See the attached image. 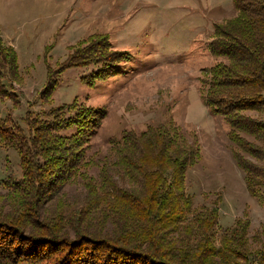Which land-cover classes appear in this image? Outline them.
<instances>
[{
  "label": "trees",
  "instance_id": "1",
  "mask_svg": "<svg viewBox=\"0 0 264 264\" xmlns=\"http://www.w3.org/2000/svg\"><path fill=\"white\" fill-rule=\"evenodd\" d=\"M232 2L236 15L216 25L208 43L210 54L223 60L208 69L203 103L227 122L245 187L261 201L264 165L240 152L264 161V149L246 138L264 144V0ZM101 45L108 43L103 39ZM106 57L96 51L70 55L65 66L106 64ZM17 58L0 40V102L9 98L16 102L13 108L19 99L10 83L22 78ZM98 72L94 79L102 77ZM48 76L41 91L47 97L59 75ZM74 104L76 117L66 106L41 115L28 107L25 128L14 120L13 109L0 116V146L18 151L21 171L20 177L9 173L0 183L5 190L0 194V264H264V226L259 247L250 249L248 220L216 230L220 198L193 208L185 173L198 150L169 123L123 132L112 141L113 160L103 164L97 180L81 173L82 146L102 112ZM67 128L73 133L63 135ZM77 174L87 195L76 201L74 213L64 215L62 203L41 216L49 195L62 202L61 189Z\"/></svg>",
  "mask_w": 264,
  "mask_h": 264
},
{
  "label": "rangeland",
  "instance_id": "2",
  "mask_svg": "<svg viewBox=\"0 0 264 264\" xmlns=\"http://www.w3.org/2000/svg\"><path fill=\"white\" fill-rule=\"evenodd\" d=\"M235 15L232 0H0V40L16 51L22 77L20 83H10L18 106L13 108L16 102L4 99L0 116L13 109L14 120L25 128L22 118L28 107L39 115L66 106L74 116L72 103L101 111L82 146L85 167L80 172L95 180L103 164L113 160L112 141L123 132L139 133L169 123L198 150L195 164L185 173L193 208L211 206L220 198L216 230L237 219L248 220V246L257 249L264 196L260 201L248 193L233 154L237 147L227 136L228 124L203 103L208 69L223 60L210 54L208 43L216 25ZM103 39L108 45H101ZM92 41L96 43L86 47ZM91 51L107 55L110 64L103 60L65 66L70 55ZM98 71L102 77L94 79ZM50 73L59 76L47 97L41 91ZM246 138L264 149L253 137ZM240 153L264 165L263 160ZM19 160L16 149L0 146V183L9 173L20 177ZM83 187L77 174L61 189L62 202L49 195L41 216L62 203L64 215H72L76 201L87 195Z\"/></svg>",
  "mask_w": 264,
  "mask_h": 264
}]
</instances>
